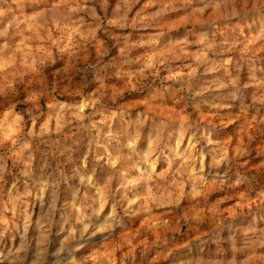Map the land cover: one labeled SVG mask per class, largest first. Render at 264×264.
<instances>
[{"label":"clouds","instance_id":"1","mask_svg":"<svg viewBox=\"0 0 264 264\" xmlns=\"http://www.w3.org/2000/svg\"><path fill=\"white\" fill-rule=\"evenodd\" d=\"M0 264H264V0H0Z\"/></svg>","mask_w":264,"mask_h":264}]
</instances>
